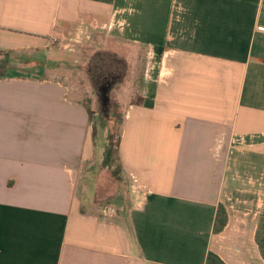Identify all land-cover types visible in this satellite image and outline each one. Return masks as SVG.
Returning a JSON list of instances; mask_svg holds the SVG:
<instances>
[{"label":"crops","instance_id":"0c3cea01","mask_svg":"<svg viewBox=\"0 0 264 264\" xmlns=\"http://www.w3.org/2000/svg\"><path fill=\"white\" fill-rule=\"evenodd\" d=\"M101 33L146 59L119 147L131 207L110 214L105 148L54 71ZM0 52L42 60L0 77V264H235L215 243L240 203L264 264V0H0Z\"/></svg>","mask_w":264,"mask_h":264},{"label":"rangeland","instance_id":"374dc122","mask_svg":"<svg viewBox=\"0 0 264 264\" xmlns=\"http://www.w3.org/2000/svg\"><path fill=\"white\" fill-rule=\"evenodd\" d=\"M74 44V42H64L63 50L66 52V61L61 62L59 67L54 68L56 69L54 71L65 76L67 86L75 89L73 92L80 96L81 101L87 107L91 123L95 128L99 148L105 147V140L110 133L114 135L113 157L116 160L123 126L119 121L123 118L124 122L127 103L132 100V96L136 97L142 85V78L145 74V55L139 54L129 44L117 39L107 43L105 33L96 34L91 39L81 42L80 45L73 46ZM35 54L0 52V62L6 64L10 61L18 66L11 67L10 71L0 69V74L11 75L13 73V75L29 77L38 75L39 71L35 73L31 70L21 69L34 63L37 65L42 63V60L36 57L37 53ZM100 72L111 73L114 79H119L118 85L114 86L112 90H108L107 94L98 88L94 77ZM109 110L110 113H108ZM103 162L104 155L97 166L92 169L94 183H98L99 186L96 203L102 209L125 212L131 207L132 188L130 182L124 177L122 169L116 161L110 168L103 166ZM87 181L89 180L87 179ZM246 209H249V205L244 203L234 207L237 212L236 215L233 214V226L229 236L217 240L215 245L228 256L230 255V258H234V260H230L232 263L262 264L252 240L253 217L243 216ZM113 211L112 213H115ZM224 247L226 248L224 249Z\"/></svg>","mask_w":264,"mask_h":264},{"label":"trees","instance_id":"16d2710c","mask_svg":"<svg viewBox=\"0 0 264 264\" xmlns=\"http://www.w3.org/2000/svg\"><path fill=\"white\" fill-rule=\"evenodd\" d=\"M12 65H14V64H12V62H10V61L7 62L6 64H5V62H0V69H4L6 71V70H9V69H12L13 68ZM4 75H5V73L4 74L1 73L0 77H2ZM94 77H95L96 82L98 84V88L100 90H102L103 93H106V94H107L108 90H112L114 88V86L118 85L117 83H119V79H114L113 75L111 73H108V72H106V73L100 72L99 74L95 75ZM110 112L111 111L109 110L108 113H110ZM119 123L123 124V118L119 121ZM113 139H114V135L112 133H110L108 138H107V140H106L105 147H104L105 148V152H104L103 166L110 168V167H112V165L116 161L118 166L122 169V165H121L120 157H119V147H120L121 137L119 139L118 156L116 157L117 158L116 160L113 157ZM96 143L98 145L97 137H96ZM122 172H123V170H122Z\"/></svg>","mask_w":264,"mask_h":264},{"label":"built area","instance_id":"2783aa9c","mask_svg":"<svg viewBox=\"0 0 264 264\" xmlns=\"http://www.w3.org/2000/svg\"><path fill=\"white\" fill-rule=\"evenodd\" d=\"M150 58H152V55L150 54ZM105 213L110 214L112 211H109V209H104ZM115 212V211H114Z\"/></svg>","mask_w":264,"mask_h":264}]
</instances>
